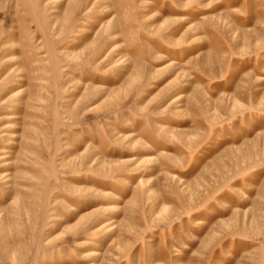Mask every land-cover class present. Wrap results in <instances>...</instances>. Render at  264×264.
<instances>
[{
	"label": "rangeland",
	"instance_id": "rangeland-1",
	"mask_svg": "<svg viewBox=\"0 0 264 264\" xmlns=\"http://www.w3.org/2000/svg\"><path fill=\"white\" fill-rule=\"evenodd\" d=\"M0 264H264V0H0Z\"/></svg>",
	"mask_w": 264,
	"mask_h": 264
}]
</instances>
